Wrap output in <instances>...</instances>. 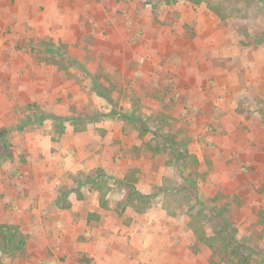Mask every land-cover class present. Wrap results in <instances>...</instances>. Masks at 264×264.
<instances>
[{
    "label": "rangeland",
    "instance_id": "rangeland-1",
    "mask_svg": "<svg viewBox=\"0 0 264 264\" xmlns=\"http://www.w3.org/2000/svg\"><path fill=\"white\" fill-rule=\"evenodd\" d=\"M211 2L225 19L206 0H0V224L27 236L0 264H214L187 199L210 219L226 204L240 240L264 235V0ZM95 109L112 116L67 119ZM185 137L205 180L167 165ZM131 169L162 193L120 214Z\"/></svg>",
    "mask_w": 264,
    "mask_h": 264
},
{
    "label": "trees",
    "instance_id": "trees-1",
    "mask_svg": "<svg viewBox=\"0 0 264 264\" xmlns=\"http://www.w3.org/2000/svg\"><path fill=\"white\" fill-rule=\"evenodd\" d=\"M194 5H197L201 0H190ZM212 0H206L208 8L212 9L221 19L226 18V14L222 11V6H215ZM68 54L66 51L63 56ZM74 76V74H70ZM104 79L105 81H103ZM95 93L104 98L105 100H112L111 89L104 84H112V79L109 74L102 71H98L96 77ZM112 86H114L112 84ZM115 112V111H113ZM114 115V114H113ZM106 116H112L111 111H102L95 109L92 112H79L76 111V115L68 117L75 125V128L79 131L86 130L91 124L98 123ZM61 119V117H56ZM159 119V126L164 127L168 124V118L165 115H157ZM148 126L144 127V132H147ZM103 132V130H101ZM3 135V134H2ZM169 140V138H166ZM170 141V140H169ZM165 142V139H164ZM191 142L190 137H185L181 140H173L175 147H171L173 158L167 161V165L173 163H179L187 170V175L194 177L196 181L205 180L208 176L209 170L200 171V161L198 156L189 152V144ZM5 146L8 150V141L3 137H0V145ZM168 144V143H164ZM155 152H161L162 147L158 145ZM8 152V151H7ZM11 154L8 152L7 156ZM96 186L97 179L90 175L87 176ZM138 173L136 169H131L127 172L122 179L121 185L123 186V195L116 203V210L123 214L127 209H132L136 213H144L153 204L155 197L161 192L162 188L157 193H145L138 186ZM101 187V186H100ZM65 188V187H64ZM173 187L169 186L172 190ZM63 195L66 196L69 193V189L66 187L63 189ZM106 191H103L102 206H106L107 198ZM65 198V197H64ZM64 201V199H63ZM66 205L69 202L65 201ZM187 212L190 216L188 224L193 228L194 236L198 243L205 245L212 251L215 259H211L214 264L229 263V264H264V249L261 247L259 240L264 239V235H255V241L253 238H246L240 240L238 238V229L228 221L226 215H223L224 209L227 205H223L220 208H213V219H210L202 214V212L196 208L195 204H192L189 199ZM211 208V207H209ZM94 218H99L98 214L91 213ZM26 234H24L16 225L2 223L0 224V249L4 253H19L25 250ZM257 238V240H256Z\"/></svg>",
    "mask_w": 264,
    "mask_h": 264
}]
</instances>
